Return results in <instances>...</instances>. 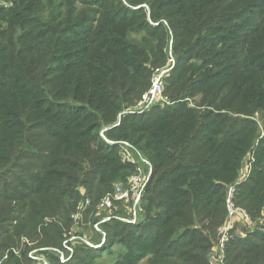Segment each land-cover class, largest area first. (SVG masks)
Masks as SVG:
<instances>
[{
  "label": "trees",
  "instance_id": "16d2710c",
  "mask_svg": "<svg viewBox=\"0 0 264 264\" xmlns=\"http://www.w3.org/2000/svg\"><path fill=\"white\" fill-rule=\"evenodd\" d=\"M130 3L136 8L123 0L0 7L4 264H32L25 239L63 248L78 201L91 198L93 210L136 171L113 143L123 140L153 165L144 218L105 222L107 240L77 245L67 262L47 249L52 264H94L118 244L124 252L114 264L146 257L150 264H207L213 242L205 231L225 221L230 185L238 205L262 215L264 136L254 117L264 112V0ZM171 49L166 94L173 104L123 114L150 88L154 69L169 64ZM250 151L251 173L239 180ZM58 214L64 224L45 222ZM250 237L231 240L228 264H264V233Z\"/></svg>",
  "mask_w": 264,
  "mask_h": 264
},
{
  "label": "built area",
  "instance_id": "2783aa9c",
  "mask_svg": "<svg viewBox=\"0 0 264 264\" xmlns=\"http://www.w3.org/2000/svg\"><path fill=\"white\" fill-rule=\"evenodd\" d=\"M127 5L136 8L130 2L131 0H123ZM146 5V4H145ZM143 5V6H145ZM141 7V6H137ZM146 7H148L146 5ZM172 55V49L170 51ZM175 65V61L173 58L169 61V64L165 67H158L154 69L152 78H151V85L150 88L144 93L143 97L138 101V103L134 106L129 112H145L150 110L156 106H165L171 105L173 102L166 94V77L169 75L171 70ZM108 127H105L102 130V134L104 135L105 131ZM118 143L120 145L119 154L121 156V160L123 163H132L136 165V171L131 174L127 180H122L114 183L113 190L107 193L95 206L93 209L98 214H105L103 223L108 222L114 219H119L121 221L125 220L130 223H135L140 218H144L146 214V207H145V195L147 190V185L151 178L153 167L151 161L148 158L142 156L141 161H136V154H139L133 149V145L127 141H119L113 142ZM252 154V153H251ZM249 153L248 156H251ZM251 170V161L249 160V172ZM247 176V174H245ZM235 186L230 185L228 188V222L224 225H221L218 230V245L213 248L214 255L211 260L210 264H226L224 255L227 250V246L229 243V236L228 231L233 223V221L240 220L245 224L249 225L252 223V216L249 214L248 211L239 207L236 204L235 200ZM118 204L126 205V209L129 214V218H122L118 214L115 215L114 211ZM92 206V200L89 197L83 198L76 210L72 214V218L75 221H80L83 217V213L90 209ZM254 220V219H253ZM101 222L95 224V228L98 231H102L101 229ZM104 237L102 238L101 243H92L87 241V244L92 247H100L107 239V234L103 233ZM79 239L76 234L70 232L69 237L66 238L64 242V247L70 251V254H66L64 251H59L58 256L62 262H67L71 259L74 252V244L75 241ZM37 252L32 251L29 255L30 258L34 261L33 264H51L50 260L47 257H41L39 255L34 254ZM213 253V251H212Z\"/></svg>",
  "mask_w": 264,
  "mask_h": 264
},
{
  "label": "rangeland",
  "instance_id": "374dc122",
  "mask_svg": "<svg viewBox=\"0 0 264 264\" xmlns=\"http://www.w3.org/2000/svg\"><path fill=\"white\" fill-rule=\"evenodd\" d=\"M13 5H14V0H0V7L4 6V7H7V8H10ZM134 36L140 38L141 34H136ZM167 46H168V47H166L167 50H170V46L169 45H167ZM172 58L174 59V61H176V56H174L173 50H172ZM146 85H147V82H146ZM145 88H146V86L135 97L133 102L127 103V104L124 105L123 114L128 113L129 109L132 110L134 108V106L140 100L142 94H144V92L146 90ZM234 116H237V115H234ZM254 119L259 124L260 132H261L260 138H262L264 136V112L256 113ZM258 143L259 142L257 141L256 146L258 145ZM133 149H135V151L137 153H139V154H136V161H141L142 156H144L145 158H148L144 152H142L141 150L137 149L135 146L133 147ZM251 153H252V151H251ZM249 160H251V162H252V160H253L252 155L247 157L246 162L244 164V167L242 168V170L240 172L239 180H246L248 178L249 174L251 173V170L249 172ZM149 161H150V159H149ZM152 167H153V165H152ZM245 174H247V176ZM228 188H229V186H228ZM227 199H228V197H227ZM81 200L78 201V204H79V202ZM78 204L76 205V208H77ZM239 207H241V208L245 209L246 211H248L244 206H241L240 204H239ZM76 208L71 212V222H70L69 218L66 220L65 228L67 229V231H66V234H65V239L63 240V248L62 249L55 248V247H46L45 238L39 237V238H35L32 241H29L28 239H25L26 245L28 244L30 246L29 254L32 251H36L37 254L36 253H34V254L39 255L41 257H47L48 258V256L46 254H44V252L47 249L54 251L55 253H57V255H58L59 251H64L67 255L70 254V251H68L64 247V242H65L66 238L69 237L70 232L73 233V234H76L79 237V239H77L75 241L73 255L76 252L77 245L78 246H82V245L85 246L87 244V241L92 242V243L95 242L97 244L101 243L102 242V238L104 237L103 233L105 232L107 234V232L104 230L105 227L103 228V225H102V224L105 223V222L103 223V219H104L105 214H98V213H96V211H94L92 209L91 210L87 209L83 213L82 219L80 221H75L72 218V214L76 210ZM114 214L115 215L118 214L120 217L125 218V219L129 218V214H128V211L126 209V205H123V204H118L117 205L116 210L114 211ZM228 214H229V212H228V203H227V216L225 218V221L217 227V229L214 231L213 234L209 233L208 231H205L206 233L210 234V236L212 237V242H213L211 251L208 253V263L207 264H210L211 255H212V258H213V255H214L213 248L218 245V241H219L218 230H219V227L221 225L226 224L228 222V219H229ZM253 219H252V223L249 224V225L245 224L244 222H242L240 220L233 221V223L231 224V226L229 228V231H228L229 243L235 237H239V238H242V239H244V238L250 239L251 238L250 236L252 234H255L257 232H263L264 233V209H263V212H262L261 216H259L257 218H253ZM114 220H119V219H114ZM140 220H141V218H140ZM51 221H58V222L60 221L62 224H64V217H63V215L58 214L56 216H47L45 218V222L46 223L51 222ZM98 222H101L100 226H101L102 231H98L95 228V224L98 223ZM121 222H127V221L123 220ZM24 246H22V244H21L18 249H21ZM12 247H14V251H15L16 255H17V253L19 254V251L17 250V246H12ZM231 249H233V248H231ZM113 250H114V252L112 254H108L107 253V254L103 255L101 258L96 260V262H94V264H114V262L117 259H120L121 255H122V252H124V247H121V245L118 244V245H116L113 248ZM236 250H238V249H236ZM212 251H213V253H212ZM234 253H235V249L231 253V256L234 255ZM78 254H80V252ZM29 258H30V255H29ZM147 259L148 258L146 257L140 264H150V263H148ZM224 259H225L226 264H228V261H227V250H226V253L224 255ZM9 260H10L9 250L5 251L2 255H0V264H4L5 261L7 263V262H9ZM50 262H51V260H50ZM33 263H34V261L32 260V264ZM51 264H52V262H51Z\"/></svg>",
  "mask_w": 264,
  "mask_h": 264
},
{
  "label": "water",
  "instance_id": "95a60500",
  "mask_svg": "<svg viewBox=\"0 0 264 264\" xmlns=\"http://www.w3.org/2000/svg\"><path fill=\"white\" fill-rule=\"evenodd\" d=\"M250 154H251V151H250Z\"/></svg>",
  "mask_w": 264,
  "mask_h": 264
}]
</instances>
